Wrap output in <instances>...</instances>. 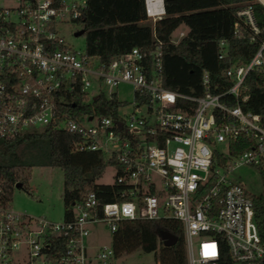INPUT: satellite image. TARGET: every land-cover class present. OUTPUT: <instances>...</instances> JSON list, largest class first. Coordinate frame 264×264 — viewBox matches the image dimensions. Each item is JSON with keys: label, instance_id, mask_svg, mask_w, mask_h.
I'll list each match as a JSON object with an SVG mask.
<instances>
[{"label": "built area", "instance_id": "1", "mask_svg": "<svg viewBox=\"0 0 264 264\" xmlns=\"http://www.w3.org/2000/svg\"><path fill=\"white\" fill-rule=\"evenodd\" d=\"M86 1L0 0V138L63 130L72 150L96 152L114 169L112 183L124 199L100 203L86 191L71 203V217L57 222L0 202V264H110V244L88 252L85 240L91 224L112 232L121 220L178 222L186 264H218L223 244L231 264H264L254 195L226 176L242 165L264 168V118L242 108L246 75L264 85V25L256 24L250 5L237 8L232 34L256 43L255 50L246 62L203 69L200 94L186 95L163 87L154 35L148 48L107 61L70 45L62 29L77 24ZM254 1L264 8V0ZM143 9L150 23L163 16L162 0H143ZM185 33L177 30L168 40L176 43ZM214 55L227 58L225 39L215 40ZM120 84L130 87V101L117 97ZM75 95L79 105L98 97L112 105L73 116ZM238 139L246 146L231 154ZM56 237L63 245L55 255Z\"/></svg>", "mask_w": 264, "mask_h": 264}, {"label": "trees", "instance_id": "2", "mask_svg": "<svg viewBox=\"0 0 264 264\" xmlns=\"http://www.w3.org/2000/svg\"><path fill=\"white\" fill-rule=\"evenodd\" d=\"M162 5L163 16L149 23L145 21L143 0H87L76 20L86 53L107 61L132 47L148 48L154 35L161 42L163 87L179 94L198 95L203 69L213 73L234 60L246 62L256 48V43L233 36L235 10L250 5L256 24L264 25V8L254 0H162ZM179 26L186 28L184 37L176 43L169 42L170 34ZM219 38L228 45L227 58L221 61L214 55V42ZM244 83L249 97L242 108L264 118V85L254 73H248ZM80 98L75 95L74 106L69 105L73 116L82 111L106 112L112 105L102 97L93 99L89 105H79ZM71 141L70 134L50 127L11 139L0 138V202L10 199L14 183L27 188L32 166L58 167L62 171L63 219L71 217V203L86 191L94 192L100 203L123 200L119 196L121 186L95 182L105 165L102 157L96 152L72 150ZM241 142L244 140L238 139L230 146L231 154L246 146ZM258 173L262 191L252 197L253 218L264 243V168ZM160 230L173 235L175 242L162 245ZM52 244L56 255L63 241L56 237ZM110 246L113 258L139 248L153 254L152 264H186L180 224L172 220H121L110 232ZM218 264H231L224 244L220 246Z\"/></svg>", "mask_w": 264, "mask_h": 264}, {"label": "rangeland", "instance_id": "3", "mask_svg": "<svg viewBox=\"0 0 264 264\" xmlns=\"http://www.w3.org/2000/svg\"><path fill=\"white\" fill-rule=\"evenodd\" d=\"M149 22V21H146ZM150 23V22H149ZM80 28L77 24H70L63 28L64 38L74 48L83 50V35L73 36V31ZM184 30L179 26L171 33L173 36L177 30ZM117 97L121 100H131V89L126 84H120L117 88ZM229 181L239 182L251 195H259L262 191L261 178L256 168L242 165L230 171L227 175ZM114 169L105 164L99 175L95 178L98 184H110L113 182ZM62 171L58 167L32 166L30 169L27 188L22 189L19 183L12 185L11 197L8 200L9 206L15 210L24 212L31 216H44L46 219L57 222L63 218L62 206ZM109 245L110 231L102 222L89 226V235L85 240L88 252L93 251L94 245ZM153 254L145 253L139 248L131 252L123 253L113 258L110 264H152Z\"/></svg>", "mask_w": 264, "mask_h": 264}, {"label": "water", "instance_id": "4", "mask_svg": "<svg viewBox=\"0 0 264 264\" xmlns=\"http://www.w3.org/2000/svg\"><path fill=\"white\" fill-rule=\"evenodd\" d=\"M81 34H82V30L79 29L73 33V36H79ZM158 234L161 239L162 245L164 246L172 245L175 242V237L170 233H168L167 231L160 230Z\"/></svg>", "mask_w": 264, "mask_h": 264}, {"label": "crops", "instance_id": "5", "mask_svg": "<svg viewBox=\"0 0 264 264\" xmlns=\"http://www.w3.org/2000/svg\"><path fill=\"white\" fill-rule=\"evenodd\" d=\"M96 246H98V245H94V246H93V250H94V248H95Z\"/></svg>", "mask_w": 264, "mask_h": 264}, {"label": "bare ground", "instance_id": "6", "mask_svg": "<svg viewBox=\"0 0 264 264\" xmlns=\"http://www.w3.org/2000/svg\"><path fill=\"white\" fill-rule=\"evenodd\" d=\"M262 2H263V0H261ZM159 9H160V7H159Z\"/></svg>", "mask_w": 264, "mask_h": 264}]
</instances>
